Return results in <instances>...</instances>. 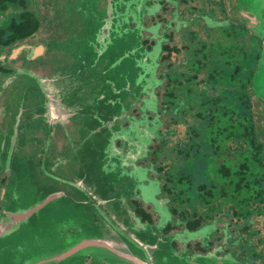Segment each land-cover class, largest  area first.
Segmentation results:
<instances>
[{"label":"flooded vegetation","instance_id":"obj_1","mask_svg":"<svg viewBox=\"0 0 264 264\" xmlns=\"http://www.w3.org/2000/svg\"><path fill=\"white\" fill-rule=\"evenodd\" d=\"M61 2L0 7V264H264L257 29L234 0H129L122 28Z\"/></svg>","mask_w":264,"mask_h":264},{"label":"water","instance_id":"obj_2","mask_svg":"<svg viewBox=\"0 0 264 264\" xmlns=\"http://www.w3.org/2000/svg\"><path fill=\"white\" fill-rule=\"evenodd\" d=\"M108 1L110 8H116L118 12V28H122L124 23V14L129 7V0H104ZM117 2V4H115ZM125 2V3H124ZM234 7L244 13V19L251 25L252 28H256L257 31L264 37V0H234ZM259 64V65H258ZM257 64L258 69L252 76V90L254 95L258 99L264 102V48L262 51L261 59ZM93 97V102H98V98ZM8 214V213H5ZM4 214V215H5ZM7 218L6 220H8ZM2 221L0 220V223Z\"/></svg>","mask_w":264,"mask_h":264},{"label":"rangeland","instance_id":"obj_3","mask_svg":"<svg viewBox=\"0 0 264 264\" xmlns=\"http://www.w3.org/2000/svg\"><path fill=\"white\" fill-rule=\"evenodd\" d=\"M53 2H54L53 3V6H54L53 12H58V14H60V16L63 13L66 12L65 9H64V4L67 5L66 3H62L63 1L61 2V0H53ZM102 3L104 4L103 1H98L97 4H98L99 8H100V6H101ZM75 5H77V3ZM260 35L262 36V34H260ZM262 38L264 39L263 36H262ZM247 49H248L247 51L249 53V47ZM257 69H258V67H257ZM255 100H256V98H255ZM251 101H253V100H251ZM253 107L255 108V110H251L250 111V115L252 117V122H253L254 130L256 131V134L258 135V136H256L257 142H259V141L262 142V151H263V154H262V152H259L260 153L259 154V157L262 158L261 161H264V102L257 98V102L256 103L254 102V106ZM226 133H228V130L226 131ZM199 144L200 145L197 148L198 150L197 151L195 150L194 153H193V156H192V158H193V165H192V167L190 166L191 168H189V169H190V172H192L193 174L196 172V170L198 171L197 173H195V175H196L195 177H196V181L198 180V183H201V178H202L203 170L200 168V166H201L202 162H207L208 163V165H207L208 167H213V166H216L217 165V161H215V163H214V161L211 162L210 161V156L207 155L208 149L211 148V145L209 143L207 144L208 146L206 145V143L201 144L199 142ZM247 146H248V149H247V152H246L247 159L250 160V162H251V156L250 155H251V150L252 149H251L249 143L247 144ZM221 154H222V156H224L225 153L223 152ZM211 160H212V155H211ZM198 161H199V166L196 163ZM262 163H264V162H262ZM248 165H250V163ZM214 172L216 173V169H214ZM211 179H216V180L219 181V178L218 177H211ZM189 192H190V189H189Z\"/></svg>","mask_w":264,"mask_h":264},{"label":"trees","instance_id":"obj_4","mask_svg":"<svg viewBox=\"0 0 264 264\" xmlns=\"http://www.w3.org/2000/svg\"><path fill=\"white\" fill-rule=\"evenodd\" d=\"M20 0H0V7H5L8 4L11 3H16ZM23 1V0H22ZM247 135H248V142H251L252 144V150H251V155H254L255 150L253 147V143L257 141L256 139V133L253 131V122L251 119V115L249 111L247 112ZM260 144V141L258 142ZM261 145V144H260ZM258 150L261 151V147L258 148ZM264 162V161H262ZM257 183V188L252 187L250 188L249 186H254V183ZM247 185H248V191L246 194L247 198H253L257 195V197L261 198L264 200V163H262V171L261 174H258L256 171H250L247 175Z\"/></svg>","mask_w":264,"mask_h":264}]
</instances>
